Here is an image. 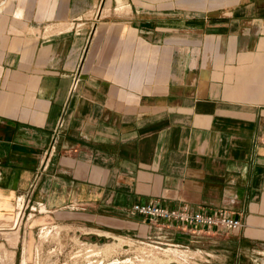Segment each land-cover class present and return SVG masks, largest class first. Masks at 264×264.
Segmentation results:
<instances>
[{
  "label": "crops",
  "instance_id": "0c3cea01",
  "mask_svg": "<svg viewBox=\"0 0 264 264\" xmlns=\"http://www.w3.org/2000/svg\"><path fill=\"white\" fill-rule=\"evenodd\" d=\"M107 1L0 0V246L20 264L24 199L101 236L152 233L130 208L156 203L243 220L166 225L190 261L257 263L264 0H109L98 15Z\"/></svg>",
  "mask_w": 264,
  "mask_h": 264
},
{
  "label": "rangeland",
  "instance_id": "374dc122",
  "mask_svg": "<svg viewBox=\"0 0 264 264\" xmlns=\"http://www.w3.org/2000/svg\"><path fill=\"white\" fill-rule=\"evenodd\" d=\"M108 1L107 6H109L110 2ZM19 204L20 206L23 205V207L19 206L17 217L22 213L23 222H26V226L29 228L28 234H25V238L23 237L22 240L23 246L27 248V253L29 254L28 264H86L85 262L87 261L90 264H201L199 261L196 263L193 260L190 261L189 253L187 254V252H185L187 255H183V260H180L179 255L181 256L183 252L176 253L169 250L170 247L173 248L171 246L173 240H168L164 243L157 242L159 244H156L149 242L150 239L147 238L149 234L146 236H132L125 233L118 235L106 234L104 236L94 235L90 232L91 230L81 227L78 222L67 220L68 217L63 218V220L65 219L64 222L62 220L63 223L46 217L44 206H38V204L33 206L29 201L26 202V199L21 200ZM48 229L51 231L45 236L46 234L44 233H47ZM7 237L9 242L11 241L10 244L13 243L8 234ZM153 240H159V238L156 237ZM3 248L7 247H4V245L0 246L2 264L13 263V255L11 256L13 250L3 254ZM96 250L97 252L99 250V252H95L94 255L92 251ZM192 253L197 254V252H190L191 255ZM259 257L260 259L257 263L246 262V264H264V250ZM114 260L117 261L114 262Z\"/></svg>",
  "mask_w": 264,
  "mask_h": 264
},
{
  "label": "built area",
  "instance_id": "2783aa9c",
  "mask_svg": "<svg viewBox=\"0 0 264 264\" xmlns=\"http://www.w3.org/2000/svg\"><path fill=\"white\" fill-rule=\"evenodd\" d=\"M262 142L264 143V126L262 133ZM36 209V208H34ZM130 213L133 215H142L148 218L151 227L154 229L147 238L150 239L151 243H164L165 241L171 240L172 237L164 234V228L166 225L176 223L177 225L190 226V227H210L220 230H237L243 226V220L239 217L220 213H204L202 211H192L186 208L176 209L167 208L160 206L156 203H135L130 208ZM154 234V236H152ZM158 237L159 240H153ZM156 241V242H155ZM148 244H151L149 243ZM174 249L187 251V248L176 244L174 241L171 243ZM189 251H187V254ZM183 253L179 255V259L183 260ZM186 254V255H187Z\"/></svg>",
  "mask_w": 264,
  "mask_h": 264
},
{
  "label": "bare ground",
  "instance_id": "6f19581e",
  "mask_svg": "<svg viewBox=\"0 0 264 264\" xmlns=\"http://www.w3.org/2000/svg\"><path fill=\"white\" fill-rule=\"evenodd\" d=\"M3 2V1H2ZM109 2V1H108ZM126 1L125 0H117V11H121V10H124L125 9V3ZM4 3H6V1L4 2ZM4 3H2V4H4ZM2 4H1V6H2ZM101 4V3H100ZM6 5V4H5ZM0 6V7H1ZM100 6V5H99ZM128 8H129V3L126 5ZM115 7V6H114ZM2 8V7H1ZM24 8V7H23ZM116 8V7H115ZM110 7L109 6H104L103 8L100 6V7H98V10H97V14L99 15L100 14V16L102 15V16H106V15H109V11H110ZM130 9H131V7H130ZM64 10V9H63ZM116 10V9H115ZM22 11V10H21ZM128 11H130L129 9H128ZM23 12V11H22ZM33 12V11H32ZM125 12V11H124ZM123 12V13H124ZM18 13H20L19 11H18ZM17 13V14H18ZM96 14V15H97ZM121 14V13H120ZM21 16H22V14H20ZM42 15V14H41ZM15 16H16V14H15ZM18 16V15H17ZM18 17H20V16H18ZM21 18V17H20ZM62 24V23H61ZM61 24H59V25H61ZM65 25H67L66 23H64ZM81 24V23H80ZM58 25V26H59ZM56 26H57V24H56ZM57 26V27H58ZM61 26H63V25H61ZM73 26V25H72ZM26 27V26H25ZM49 27V26H48ZM66 27V26H65ZM70 27V26H69ZM61 28V27H60ZM60 28H58V29H60ZM67 28V27H66ZM97 28V27H96ZM49 29V28H48ZM52 29V28H51ZM62 29V28H61ZM64 29V28H63ZM14 30V29H13ZM56 30H57V28H56ZM66 30V29H65ZM48 31V30H47ZM51 31H53V30H51ZM61 31H63V30H61ZM96 31V30H95ZM49 32V31H48ZM47 32V33H48ZM54 32H55V29H54ZM46 33V34H47ZM50 33H48V35H49ZM52 34V33H51ZM113 36V35H112ZM91 53V52H90ZM21 200V199H20ZM19 200V201H20ZM19 204V203H18ZM23 204V203H22ZM21 204V205H22ZM19 206H20V204H19ZM20 207H23V205L22 206H20ZM21 209V208H20ZM44 209V208H43ZM48 210V209H47ZM23 212V211H22ZM24 213V212H23ZM20 214V213H19ZM30 214H32V213H30ZM21 215H22V213H21ZM21 215H18L19 217H17V220H15V222H16V227L17 226H19V222L21 221V217H23V216H21ZM29 216H32V215H29ZM29 216H28V218H29ZM32 219V218H31ZM27 221V223H28V219L26 220ZM21 223V222H20ZM51 224V223H50ZM26 225V224H25ZM47 225V224H46ZM45 225V226H46ZM54 225H56V224H54ZM14 226V225H13ZM19 228L20 227H18V229L17 230H14V231H12V233H8V236L11 238V240H12V242L13 243H11L12 245H17V242H18V239H19ZM49 228V227H48ZM51 228V227H50ZM42 229V228H41ZM39 231V230H38ZM41 231V230H40ZM51 230H49L48 229V231H47V233H44V234H46L45 236H47L48 235V233L50 232ZM41 233V232H40ZM26 234V233H25ZM42 234V233H41ZM24 235V234H23ZM43 235V234H42ZM44 236V237H45ZM24 238H25V235L23 236ZM28 239V238H27ZM24 241H25V239H24ZM11 242V241H10ZM27 242V241H26ZM148 243V242H147ZM108 245H111V244H108ZM180 245V244H179ZM90 246H92V245H90ZM168 246V245H167ZM105 247V246H104ZM107 247V246H106ZM173 247V246H172ZM22 248H24V247H22ZM90 248V247H89ZM92 248V247H91ZM94 248V247H93ZM103 248V247H102ZM37 249V248H36ZM38 250V249H37ZM89 250V249H88ZM113 250V249H112ZM169 250H171V251H173V252H176V253H178V252H181V251H179V250H177V249H174V248H169ZM104 251V250H103ZM9 252V249H7V248H3L2 249V253L3 254H7ZM94 252V255H95V252H97V250L96 251H92V253ZM98 252H99V250H98ZM97 252V253H98ZM100 252H101V250H100ZM21 253H23V256H22V259H21V262H20V264H28V259H29V254L27 253V248L25 247L24 249H23V251L21 252ZM147 253V252H146ZM144 254V253H143ZM175 254V253H174ZM13 255V258H14V256H15V251L13 250V252H12V254H11V256ZM89 255H90V253H89ZM7 256V255H6ZM105 257V256H104ZM116 258V257H115ZM138 258V257H137ZM130 259V258H129ZM140 259V258H139ZM87 260H88V258H87ZM91 260V259H90ZM103 260V259H102ZM127 260V259H126ZM138 260V259H137ZM141 260V259H140ZM143 260H145V259H143ZM111 261V260H110ZM115 261H117V260H114V262ZM88 262V261H87ZM87 262H85L86 264H90L89 262L87 263ZM92 262V261H91ZM120 262V261H119ZM100 263H102L101 261H100ZM113 263V262H112ZM12 264V263H11ZM84 264V263H83ZM108 264V263H107ZM122 264V263H121Z\"/></svg>",
  "mask_w": 264,
  "mask_h": 264
}]
</instances>
